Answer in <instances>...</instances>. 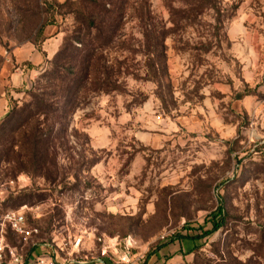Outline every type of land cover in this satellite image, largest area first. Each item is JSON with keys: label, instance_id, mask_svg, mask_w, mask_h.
Segmentation results:
<instances>
[{"label": "rangeland", "instance_id": "rangeland-1", "mask_svg": "<svg viewBox=\"0 0 264 264\" xmlns=\"http://www.w3.org/2000/svg\"><path fill=\"white\" fill-rule=\"evenodd\" d=\"M211 1L124 0L100 73L65 119L40 116L54 137L33 156L19 112L41 88L61 109L47 76L94 4L0 0V228L24 210L27 238L4 229L25 260L113 264L130 240L131 264H264V0Z\"/></svg>", "mask_w": 264, "mask_h": 264}, {"label": "trees", "instance_id": "trees-1", "mask_svg": "<svg viewBox=\"0 0 264 264\" xmlns=\"http://www.w3.org/2000/svg\"><path fill=\"white\" fill-rule=\"evenodd\" d=\"M89 1L94 4L92 6L93 10H91L90 13L97 11V15L95 16L90 13L86 15L81 14L82 26L79 28V32L76 34V36L73 35V37H69V41L67 40L66 43L56 52L52 62L53 72L47 76V81L49 79L50 81H53L52 79L58 77L59 80L66 82V86L60 88L62 89L61 97L64 100L63 106L61 109L59 107H56L55 109V106L53 107V105L48 104L49 98L46 91L42 88L41 90L38 89L41 92H34L35 94L33 93L32 103L24 105V107H22L19 112L21 117V120L18 123L19 128H13L14 131H18L21 125H32L33 131L29 134L32 137V140L29 143L33 156H38L44 153L49 146V142H51L54 137L53 128H48L45 131H42L41 125L39 127L38 120L40 119V116H48L51 112H53L56 114L54 117L59 116L60 118L65 119L67 115L73 112L77 105V100L81 95V91L87 87L88 82L91 79V75L94 77L100 73V67L103 66V64H101L103 58L102 51L103 49L109 47L110 42L114 37V33L122 24V10L124 8L122 7V4H124V0H120V3H114L113 0H109L111 3L117 4L115 9L107 8L105 6L106 3H103L102 0ZM206 1L213 5L211 0ZM99 7H102L104 10L99 9ZM92 31L96 32L95 37H93L92 40H87L89 34ZM77 44L80 45L77 46ZM71 48L72 54H68V49ZM65 60L67 63H76L77 61H80V74L78 75L75 73L71 67L66 69L62 67L66 74L56 75L57 71L59 70L58 65L55 66L56 62ZM105 73L109 74L107 71H105ZM45 74H42L40 78L46 76ZM94 79L96 80V77ZM106 79H109L108 75H106ZM105 84L107 86H111V82L109 80H104L103 85ZM54 87H56L54 84H49L47 89H53ZM97 89L100 88L95 87L94 91H97ZM55 93L57 94L58 91L55 92L54 90V94ZM8 116L9 114L7 117ZM2 132H0L1 135L4 134V132ZM26 134L27 130H23V137H26ZM222 211L223 210L221 208L218 209V212L213 214V217L209 219L211 221L212 228L209 231H204V235L216 231L225 225V216H222ZM11 245L16 246L14 244ZM20 252L22 253V251Z\"/></svg>", "mask_w": 264, "mask_h": 264}, {"label": "built area", "instance_id": "built-area-1", "mask_svg": "<svg viewBox=\"0 0 264 264\" xmlns=\"http://www.w3.org/2000/svg\"><path fill=\"white\" fill-rule=\"evenodd\" d=\"M2 225L3 227L0 228V264H66L45 256H39L33 262H29L28 258L25 260L19 247L9 244L4 225H7L16 235L24 238H27L31 233L27 229V220L24 210L6 211L2 215ZM114 247V258L112 257L113 264H131V249L133 248L131 241L126 240L124 242L119 256L116 255L118 254L117 243L114 244Z\"/></svg>", "mask_w": 264, "mask_h": 264}, {"label": "crops", "instance_id": "crops-1", "mask_svg": "<svg viewBox=\"0 0 264 264\" xmlns=\"http://www.w3.org/2000/svg\"><path fill=\"white\" fill-rule=\"evenodd\" d=\"M20 79H21V76H20L19 74L15 73V74L13 75L11 81H12L13 83H17L16 81H18V80H20Z\"/></svg>", "mask_w": 264, "mask_h": 264}]
</instances>
